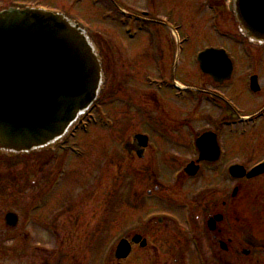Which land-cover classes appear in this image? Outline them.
<instances>
[{
    "label": "flooded vegetation",
    "instance_id": "obj_1",
    "mask_svg": "<svg viewBox=\"0 0 264 264\" xmlns=\"http://www.w3.org/2000/svg\"><path fill=\"white\" fill-rule=\"evenodd\" d=\"M37 1L61 2L64 6L51 9ZM115 1L105 0L113 12L110 33L117 55L110 54L108 58L95 42L104 75L107 79L108 72L113 77L122 70L121 79L127 77L135 84L127 94L128 105L135 108L132 111L153 115L134 133L147 137L144 155L149 151L154 164L180 168L170 176L163 174V179L161 174L141 175L148 186L143 199L136 203L139 217L133 219L131 213H126V232L108 239L104 260L95 264H264V45L245 40L226 10L224 27L230 26V32L227 28L221 33L211 25L213 39L220 41L194 48L192 43H203L207 38L181 29L178 20L173 19L172 6L159 19L154 14L156 0H149L152 15L149 11L123 10L120 16L115 13ZM211 1L215 3L214 10L223 11L221 1ZM7 2L4 8L43 7L71 18L67 0H33L35 5L28 0ZM166 17L170 24L166 25ZM128 22L132 27L129 36L125 34ZM118 38L133 45L145 38L147 46L138 54L125 53ZM207 49L220 52L215 60L206 57L199 62V54ZM202 66L216 69L214 75L204 72ZM150 67L155 69L148 70ZM115 82V86L122 87L121 80ZM118 93L114 88L109 104ZM111 122L116 124L113 119ZM125 144L130 155L136 154L138 148L132 136ZM187 166H191L188 173ZM34 208L31 205L32 213ZM68 210L65 204L56 216L47 214L43 222L39 217L43 228H33L27 236L50 239L52 225ZM17 216L20 224L23 219L19 213ZM1 222L0 215V226ZM59 226L68 227V223ZM59 236L56 232L53 239L60 245V253L53 254L50 263L85 264L76 254L69 263L70 251L66 247L70 242L80 244L84 240L69 238L67 233L60 240ZM100 240L88 239L93 243ZM120 242L125 243L122 256L116 252Z\"/></svg>",
    "mask_w": 264,
    "mask_h": 264
},
{
    "label": "rangeland",
    "instance_id": "obj_2",
    "mask_svg": "<svg viewBox=\"0 0 264 264\" xmlns=\"http://www.w3.org/2000/svg\"><path fill=\"white\" fill-rule=\"evenodd\" d=\"M7 1L10 0H0V9L7 7ZM93 1L83 0L79 5L73 6L74 9L71 8L72 2L70 1L69 13L81 23L83 28L86 27L90 37L110 58V54L116 53L112 46V34L110 33L113 12L110 11V5L100 7L105 4L104 1H101L93 10L90 6ZM29 2L34 4L33 0H28ZM211 2V0H174V2L156 0L157 6L154 14L159 19L172 6V9H175L173 19L178 20L181 29L186 30L185 32L189 35L207 38L203 43H192V47L211 46L220 41L213 39L215 32L211 30V25L214 26L213 29L218 27L221 33L227 28L226 31L231 30L230 26L226 29L224 27V21L228 17L226 13L230 12V0L220 2L222 12L214 10L215 3ZM38 3L51 9H62L64 6L61 2ZM150 4L149 0H116L115 13L121 16L123 10L137 13L149 11L152 15L153 8ZM232 29L235 30V27L232 26ZM117 43L121 44L125 53L132 52L133 54L141 53L147 46L145 38L144 42L140 40L136 43L137 45L126 44L125 40L120 38L117 39ZM122 44H124V49ZM154 69L155 67L148 68L152 71ZM121 73L122 70H119L117 76L113 77L109 75V72L106 74L107 79L102 95L104 116L109 122V118L113 119L117 125L111 128L103 127L98 121H105L106 118L94 117L95 123L88 125L86 132L81 128L77 130L75 137L67 141L66 147H68H65L63 152L54 150L15 160L0 157V180L3 182L0 185L3 191L0 192L1 217L8 211H18L19 215H23L24 207L35 206V211L32 213L33 219L26 223V220L23 223L20 222L12 231L5 229L1 222L0 264H48L52 262L53 254L60 253V245L55 244L57 241L53 239L56 232L60 235L59 240L60 237L65 236V233L69 238L84 240L80 244L70 242L66 246L70 251L68 261L73 254L79 255L80 258L77 259H81L85 264L90 261L91 264H95L97 260L103 261L107 254L108 239L126 232V213H131L133 219L140 215L139 212L137 213L140 210H137L136 203L138 199H143L148 186V183H145L146 178L141 175L161 174L163 179V174L170 176L174 169L180 168L179 165L154 164V156L149 151L145 153L143 159H139L135 154L130 155L124 149V144L130 141L135 131L145 126L144 124L151 120L150 117L153 115L150 112L148 115L141 111H132L135 108H130L128 105L127 102L130 99L127 94H129L128 89H132L135 84L130 83L127 77L121 79ZM114 79L121 80L122 87H119L120 84L115 86ZM123 87L125 88L122 90ZM114 88L117 92L119 90V93L114 102L109 104V94L111 95ZM142 88L144 89V87H137V90ZM148 111L152 109L148 108ZM229 185L232 187L231 183ZM39 191H41L40 194ZM45 191L44 195L47 198L43 199ZM65 204L69 207V212H63L56 220L57 223L52 225L55 228L51 229L52 239H49L50 236H45L44 240L35 235L30 238L27 236L33 228H43L38 220L39 217L42 221L46 219L47 214L51 217L56 216V211L59 212ZM59 223H68V227H60ZM40 232L38 230V237ZM90 238L101 240L93 243L88 241ZM76 248H78V254Z\"/></svg>",
    "mask_w": 264,
    "mask_h": 264
},
{
    "label": "water",
    "instance_id": "obj_3",
    "mask_svg": "<svg viewBox=\"0 0 264 264\" xmlns=\"http://www.w3.org/2000/svg\"><path fill=\"white\" fill-rule=\"evenodd\" d=\"M232 10L240 33L264 44V0H233ZM215 56L211 52L201 58ZM203 70L213 75L216 69ZM103 83L98 52L72 21L35 9L0 12L1 155L52 150L87 113ZM134 139L138 148L145 147L146 138ZM5 222L13 227L16 218L7 214Z\"/></svg>",
    "mask_w": 264,
    "mask_h": 264
}]
</instances>
